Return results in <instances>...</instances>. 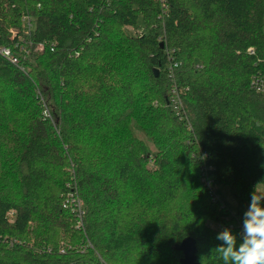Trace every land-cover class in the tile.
Returning <instances> with one entry per match:
<instances>
[{
  "label": "trees",
  "instance_id": "1",
  "mask_svg": "<svg viewBox=\"0 0 264 264\" xmlns=\"http://www.w3.org/2000/svg\"><path fill=\"white\" fill-rule=\"evenodd\" d=\"M21 35L43 44L28 67ZM259 69L264 0H0V264H182L186 236L223 264L207 219L264 184Z\"/></svg>",
  "mask_w": 264,
  "mask_h": 264
},
{
  "label": "clouds",
  "instance_id": "2",
  "mask_svg": "<svg viewBox=\"0 0 264 264\" xmlns=\"http://www.w3.org/2000/svg\"><path fill=\"white\" fill-rule=\"evenodd\" d=\"M216 239L222 242L216 251L223 264H264V194L256 189L250 194L239 234L226 227Z\"/></svg>",
  "mask_w": 264,
  "mask_h": 264
},
{
  "label": "rangeland",
  "instance_id": "3",
  "mask_svg": "<svg viewBox=\"0 0 264 264\" xmlns=\"http://www.w3.org/2000/svg\"><path fill=\"white\" fill-rule=\"evenodd\" d=\"M11 28L13 29L14 34L16 33V31H18L17 27H11ZM127 28H129L130 31L134 30V26H127ZM26 42H28V43L26 44ZM33 44H34L33 42L29 41L28 37H25L23 35L20 36V40H18L17 44L14 45L15 47H18V49H17L18 57L16 60L17 63H19V64L22 63V65H26L28 67L27 63L30 61V59L32 61V58H34V57H32V52H38V51L43 50V44H40V43L36 44V45H33ZM157 71H158V69H157ZM48 111H49V107H48L47 112ZM139 133H140V135H143L142 132H139ZM150 163H151L150 165H156L155 161H150ZM69 167H71V165ZM203 181H204L203 184L206 185V178L205 177H203ZM67 183H68L67 186L71 185V184H76V177H75V175H72L70 171H69V177H68ZM213 191H215L214 188H213ZM257 192L259 195L264 194V184L263 183H260L258 185ZM63 196H64L63 200H62L63 206L67 207V205H70V207L72 209L71 211H73L76 215V223H75L76 228H82L85 230L86 210L84 208V200L80 196L79 191H74L73 189L71 190L68 187L66 192H64ZM227 196H228V199L231 201L230 202L231 204L235 205V203H237V201L235 200V198L232 195L228 194ZM223 203H225V202H223ZM226 206H227V204H226ZM235 209H236V211H239L237 208H235ZM15 214H16L15 208H11L7 212L9 221H14ZM241 214L243 216L244 212L243 213L241 212ZM235 221H236V216H235L234 221H232V222H235ZM207 222L211 223L212 226H216V228H218L220 230H223L226 227L231 228V227H229V225H230L229 222H224V220H222V221L215 220L214 221V219H212V220L207 219ZM34 239H35L34 236H32L31 240L33 241ZM66 240L67 239H62L61 243L63 241H66ZM13 241L16 242V241H20V240L18 238H14L11 240V242H13ZM70 243H71V245H77V246L81 247V249L83 251L84 250L88 251L87 250V249H89L88 247L93 245V243L89 239L83 240L82 243H80V244L78 242H70ZM64 247H65L64 244H62L60 246V250L64 251ZM45 248H47V247H45Z\"/></svg>",
  "mask_w": 264,
  "mask_h": 264
},
{
  "label": "built area",
  "instance_id": "4",
  "mask_svg": "<svg viewBox=\"0 0 264 264\" xmlns=\"http://www.w3.org/2000/svg\"><path fill=\"white\" fill-rule=\"evenodd\" d=\"M27 22V27L31 26V20L29 18H27V15L25 16ZM27 29V28H26ZM28 31V29H27ZM248 51L250 52H254L255 50L253 49V47H249ZM3 52L7 55H11L10 53V49L8 47H4L3 48ZM12 60L16 62L17 60V56L12 57ZM252 86L257 90L260 91L262 93H264V70L263 69H259L258 72H256L253 77H252ZM171 102L173 107L176 109V112L178 114H181L182 108H183V102L180 96V92L176 90V87L173 90V94L171 95ZM189 126L191 127V124H189ZM206 185L211 189V192L214 194V198L218 199L219 195L213 191V186L211 181L206 177ZM224 205H226L224 203ZM236 216V221H234ZM242 221H243V216L241 214V212L236 211V209H232L229 220L226 222H229V227L234 228L235 226H239L242 229Z\"/></svg>",
  "mask_w": 264,
  "mask_h": 264
},
{
  "label": "water",
  "instance_id": "5",
  "mask_svg": "<svg viewBox=\"0 0 264 264\" xmlns=\"http://www.w3.org/2000/svg\"><path fill=\"white\" fill-rule=\"evenodd\" d=\"M156 73L158 74L157 69ZM176 247L183 251V256L180 259L182 264H200L197 260V244L194 237L186 236L180 243L176 244Z\"/></svg>",
  "mask_w": 264,
  "mask_h": 264
}]
</instances>
